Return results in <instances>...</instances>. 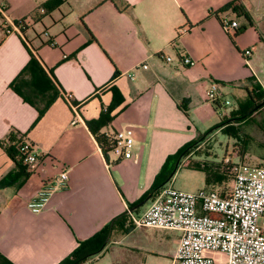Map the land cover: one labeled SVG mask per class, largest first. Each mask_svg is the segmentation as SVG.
Instances as JSON below:
<instances>
[{
	"label": "crops",
	"instance_id": "0c3cea01",
	"mask_svg": "<svg viewBox=\"0 0 264 264\" xmlns=\"http://www.w3.org/2000/svg\"><path fill=\"white\" fill-rule=\"evenodd\" d=\"M48 1L0 0L12 23L26 25L21 34L5 35L0 15V141L18 132L40 156L24 178L8 144L0 145V254L13 264H60L80 242L112 225L109 244L86 264L108 253L109 245L167 249L174 256L178 232L136 228L127 212L143 214L163 188L178 186L181 165L201 146L187 156L178 153L216 114L206 99L213 82L223 92L241 94L255 85L264 91V70L254 62L264 42V0H65L47 12ZM243 9L251 22L233 43L224 23H249ZM181 55L196 64L183 65ZM33 57L44 72L32 88L53 100L42 115L11 88ZM114 90L123 101L100 133L133 128V159L105 152L87 126L113 104ZM66 93L80 105L77 113ZM33 99L44 107V100ZM65 170L69 186L33 213L27 202L45 179ZM163 173L164 187L131 209Z\"/></svg>",
	"mask_w": 264,
	"mask_h": 264
},
{
	"label": "built area",
	"instance_id": "2783aa9c",
	"mask_svg": "<svg viewBox=\"0 0 264 264\" xmlns=\"http://www.w3.org/2000/svg\"><path fill=\"white\" fill-rule=\"evenodd\" d=\"M0 15L4 19L5 35L22 33L21 24L12 23L2 6ZM224 27L233 35L239 24L236 21L225 22ZM250 55V51L244 54L245 58ZM166 61L171 62L172 58L168 56ZM181 62L186 66L196 64L186 55H181ZM64 97L77 113L80 105L73 102L71 94L66 93ZM206 99L221 107L218 83L211 84ZM106 137L108 151L122 159L134 158L133 128L120 129ZM21 152L24 165L33 173L40 163V156L24 139ZM227 164L231 166L234 182L230 192L224 196L206 189L187 192L167 186L143 214L128 210L136 228L167 229L180 234L174 254L175 264H264V163L233 164L228 160ZM68 186V170L45 179L36 196L27 202V207L33 213H40L57 192Z\"/></svg>",
	"mask_w": 264,
	"mask_h": 264
},
{
	"label": "rangeland",
	"instance_id": "374dc122",
	"mask_svg": "<svg viewBox=\"0 0 264 264\" xmlns=\"http://www.w3.org/2000/svg\"><path fill=\"white\" fill-rule=\"evenodd\" d=\"M259 25L264 39V20ZM243 26L248 28L249 23L244 20ZM254 62L264 70V42L254 53ZM222 90L219 85L221 107L217 108L213 118L202 121L199 137L191 142H195L192 151L199 145L201 148L186 166L181 165L176 189L189 192L206 189L224 196L230 192L234 182L228 160L233 164L264 163V106L257 108V111L251 114L254 115L252 118L248 116L240 119L239 116L246 115L253 109L248 92L239 94ZM248 118L250 120L243 123ZM126 244L127 242H124V245ZM152 250L155 251L148 249L135 252L127 250L124 246L109 245V252L90 264L109 261L113 264H175L174 256L169 254L167 249Z\"/></svg>",
	"mask_w": 264,
	"mask_h": 264
},
{
	"label": "trees",
	"instance_id": "16d2710c",
	"mask_svg": "<svg viewBox=\"0 0 264 264\" xmlns=\"http://www.w3.org/2000/svg\"><path fill=\"white\" fill-rule=\"evenodd\" d=\"M65 0H49L43 5V10L50 12L57 8H59ZM231 6H228L231 8ZM243 16L249 21L251 17L248 12H246L243 9ZM22 26V30L25 28V21L19 22ZM191 24L189 23V26ZM247 29V26H241L238 27L234 34L231 35V40L233 43H236V39L243 34ZM245 53H243L244 55ZM44 70L40 62L36 58H32L30 63L27 65V67L20 73V75L16 78V80L12 83L11 88L19 95L21 96L27 103L35 106L38 108L40 115H42L51 102L53 101L51 98L47 99L45 97V94L40 90H34L32 88L33 86V80L40 74H43ZM27 76L31 77V81H28L26 79ZM253 81V80H252ZM247 91L250 98V103L253 109L249 110V112L246 113V115L243 114V116H239V118H247L248 116H251L253 112L257 111V108H261L264 106V91L259 85H255L254 87H247ZM37 95V98L44 100L45 105L43 108H39L37 103L35 102V99H33V96ZM45 97V98H44ZM123 101L122 95L119 93L118 90H114V101L113 104L106 110H104L98 120L95 121H89L87 122V126L89 129L95 134L97 137L98 142L101 144L102 148L105 152H108V143H107V137L105 135H102L100 132L103 128L109 126V124L113 120L112 113L115 110L117 106H119ZM217 108L220 107V105L217 103L215 105ZM23 141V137L18 132H13L10 137L9 141L2 143L0 141V145L5 144L7 145V150L9 152L10 157L15 162L16 168L19 170V174L22 175L24 178L31 175V172L28 171V168L24 165L23 161V155L21 152V143ZM195 143V142H194ZM191 143L184 149H182L178 153V157L181 156H187L192 149L195 147V144ZM14 174H10L8 177L12 179V176ZM167 180L166 175L163 173L158 178L154 185V187L145 194L137 203L131 205V209H134L139 204L143 203L152 193L156 192L157 190H160L164 187L163 184H165ZM126 215H122L120 218H125ZM117 218V219H118ZM126 220V219H125ZM112 230V225H109L105 228H103L101 231L96 233L91 238L82 241L79 243L78 247L60 264H86L90 259L100 255L107 245L109 244V238ZM0 264H13L9 260H7L2 254H0Z\"/></svg>",
	"mask_w": 264,
	"mask_h": 264
},
{
	"label": "water",
	"instance_id": "95a60500",
	"mask_svg": "<svg viewBox=\"0 0 264 264\" xmlns=\"http://www.w3.org/2000/svg\"><path fill=\"white\" fill-rule=\"evenodd\" d=\"M148 199H149V198H147L146 200H148ZM146 200H145V201H146ZM145 201H144V202H145ZM141 204H142V203H141Z\"/></svg>",
	"mask_w": 264,
	"mask_h": 264
}]
</instances>
